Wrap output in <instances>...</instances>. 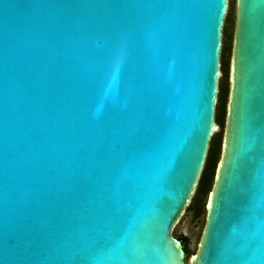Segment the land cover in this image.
<instances>
[{
	"label": "water",
	"instance_id": "1",
	"mask_svg": "<svg viewBox=\"0 0 264 264\" xmlns=\"http://www.w3.org/2000/svg\"><path fill=\"white\" fill-rule=\"evenodd\" d=\"M228 0H0V264H264V0H236L221 155L200 176Z\"/></svg>",
	"mask_w": 264,
	"mask_h": 264
},
{
	"label": "trees",
	"instance_id": "2",
	"mask_svg": "<svg viewBox=\"0 0 264 264\" xmlns=\"http://www.w3.org/2000/svg\"><path fill=\"white\" fill-rule=\"evenodd\" d=\"M236 23V9L233 0H228L227 10L222 24V43L220 48V70L218 76V90L215 99V115L214 119L218 124V129L214 131L210 137L209 145L205 157V161L198 178L194 193L186 206V210H192L193 217H199L206 208V197L212 188L214 176L218 160L222 150V139L227 113V103L229 95V77H230V61L229 56L232 54V44L234 29ZM182 243L188 257V236L183 233H177L172 230Z\"/></svg>",
	"mask_w": 264,
	"mask_h": 264
},
{
	"label": "rangeland",
	"instance_id": "3",
	"mask_svg": "<svg viewBox=\"0 0 264 264\" xmlns=\"http://www.w3.org/2000/svg\"><path fill=\"white\" fill-rule=\"evenodd\" d=\"M235 9H236V0H233ZM229 61L231 62V54L229 56ZM207 198L206 197V205H207ZM206 210L203 211V213L199 217H193L192 216V210L187 211L184 210L183 214L181 215L178 222L173 227V231L177 233H183L188 236V257L197 250L198 243L202 234V230L205 224V218H206Z\"/></svg>",
	"mask_w": 264,
	"mask_h": 264
}]
</instances>
